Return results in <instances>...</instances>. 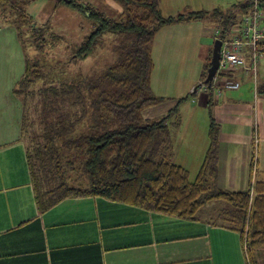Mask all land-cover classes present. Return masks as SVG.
<instances>
[{"label": "trees", "instance_id": "16d2710c", "mask_svg": "<svg viewBox=\"0 0 264 264\" xmlns=\"http://www.w3.org/2000/svg\"><path fill=\"white\" fill-rule=\"evenodd\" d=\"M117 1L125 7L117 19L108 18L100 9L80 0H70L68 4L93 22L92 32L76 49L75 58L87 60L104 47L116 58L102 73L85 78L84 88H75V109L67 111L66 119L45 118L40 122V133L34 138L27 132L29 167L43 209L66 198L100 196L152 213L193 221L200 219L207 205L215 203L220 206L216 221L221 227L240 234L248 264H255L256 251L264 249L263 175L258 178L253 165L252 181L249 180L246 190L229 191L219 187L218 127L211 118L210 145L192 181L189 170L173 162V133L180 128L179 104L186 98L179 100L166 115L156 119L144 117L148 108L165 101L154 95L151 86L157 34L170 25L209 19L219 26L218 39H231L241 21L252 15L254 0L233 4L226 10L168 17L163 15L161 0ZM257 1L264 10V0ZM25 5V0H0V21L17 30L28 51L26 72L14 93L29 100L43 95L37 91V84L44 72L39 60L32 61L29 48L44 53L48 41L47 28L33 25ZM262 46L264 40L259 47ZM236 71L239 70L219 75L232 80ZM256 87L257 94L264 95V84L257 83ZM66 90H71V84ZM86 101L93 118H85ZM82 125L92 133L76 134ZM76 174L87 178L86 185L76 181Z\"/></svg>", "mask_w": 264, "mask_h": 264}, {"label": "crops", "instance_id": "0c3cea01", "mask_svg": "<svg viewBox=\"0 0 264 264\" xmlns=\"http://www.w3.org/2000/svg\"><path fill=\"white\" fill-rule=\"evenodd\" d=\"M237 2L243 0H223L222 7L216 0H195L186 10L212 12ZM210 21L163 28V47L173 31L208 48L210 37L219 29L218 25L212 29ZM204 55L195 69L197 78L186 85V94L208 73L210 50ZM27 57L17 30L0 21V264H248L240 234L214 219L169 217L100 196L66 198L43 209L29 167L27 143L29 134L34 138L41 130L29 122V100L14 93L26 72ZM231 78L240 83L238 90L225 89L219 83L217 88L192 92L191 104L184 108L190 114L180 116V135L177 130L173 133V162L188 169L190 175L198 174L210 145V119L215 120L218 185L222 189L250 180L252 166H260V141L264 158V95L257 94L254 81L239 71ZM259 79L263 85L264 60ZM171 100L167 113L181 99ZM160 104L151 107L148 119L164 115L157 114ZM218 140L239 144V150L231 155ZM219 207L212 204L203 213L210 211L216 217Z\"/></svg>", "mask_w": 264, "mask_h": 264}, {"label": "rangeland", "instance_id": "374dc122", "mask_svg": "<svg viewBox=\"0 0 264 264\" xmlns=\"http://www.w3.org/2000/svg\"><path fill=\"white\" fill-rule=\"evenodd\" d=\"M220 4L223 0H216ZM26 5L24 9L32 17L33 25L37 24L38 27H46L45 30L46 39L48 41L44 53L38 52L34 47L29 48L32 61L39 60L43 66V78L37 84V91L42 96H33L29 98L28 104V118L32 125H37L40 128V122L45 118L49 121H60L67 118V111L75 109L74 96L75 88L78 86H85V78L94 76L96 73H102L106 68L113 63L116 56L112 55V52L107 47L101 48L87 60L79 61L75 58V52L78 47L82 45V42L89 37L93 29V22L86 17L83 13L78 12L73 7L69 6L66 2H58L57 0H25ZM82 4H91L94 7L101 10L108 18L117 19L125 12L124 5L117 0H80ZM195 0H161V8L163 15L176 16L178 14H187L186 5H195ZM238 3V2H237ZM242 3H245L243 0ZM226 10V8H223ZM211 28L214 29L216 23L210 21ZM165 28V27H164ZM172 31V29H171ZM157 34L155 52H154V64L155 67L152 72L151 86L155 96L167 97L163 104H160V109L157 114H166L165 110L171 105V98L178 97L183 99L186 95V100L181 102L179 106V115L186 118L189 116V111L184 109L191 104L193 90H190L189 94L186 89V85L190 84L192 79L197 78L196 68L202 60L206 49L210 50V55L207 60L209 64L211 62L216 36H211L208 41V48L205 45H200L196 39H186L181 32H173L169 34L170 38L163 47V33ZM172 35V36H171ZM155 43V42H154ZM202 53H201V51ZM205 56V55H204ZM207 68V66H206ZM74 81V82H73ZM77 81V82H75ZM71 84V90L67 91L66 87ZM53 85V87H52ZM51 86V88H49ZM79 88V87H78ZM196 88V86L194 87ZM207 94V93H205ZM192 96V97H191ZM87 115L85 118H93L90 115V106L86 101ZM153 108V107H152ZM145 117L149 118L150 110ZM147 110L145 112H147ZM186 123V122H185ZM183 124L181 123L180 126ZM76 134L84 136L85 133H92L91 129L86 125H82ZM179 132L180 128L175 129ZM184 130V129H182ZM186 130V127H185ZM184 130V131H185ZM88 135V134H86ZM175 137V134H174ZM259 153L257 158L259 159L260 166H256V172L264 177V158L262 156L263 141L261 142ZM218 144L221 148H227L232 155L237 148L239 150V144L223 143L218 140ZM226 144L228 147H226ZM262 146V147H261ZM198 173V172H197ZM78 176V174H76ZM75 177V176H74ZM197 177V174L191 175V180ZM87 178L84 175H79L76 181L85 183ZM242 181V180H241ZM252 181V180H250ZM249 181L246 185L240 183L239 185L232 187L224 186L225 190L229 191H243L248 188ZM86 185V183H85ZM243 189V190H240ZM211 203L207 205L211 206ZM206 206V207H207ZM216 217L211 216L210 211L200 213V217L204 220L214 219ZM239 234V233H238ZM255 264H264V249H259L255 253Z\"/></svg>", "mask_w": 264, "mask_h": 264}, {"label": "built area", "instance_id": "2783aa9c", "mask_svg": "<svg viewBox=\"0 0 264 264\" xmlns=\"http://www.w3.org/2000/svg\"><path fill=\"white\" fill-rule=\"evenodd\" d=\"M252 15L244 18L241 25L231 39L222 41L219 67L216 75L209 84L202 83L193 89V92L207 91L217 88L219 83L225 89L238 90L240 83L221 77L219 74L229 70H239L246 76L251 77L255 85L258 83L260 66L264 59V48L259 47L264 40V10L262 4L254 0ZM250 6L252 5L249 4ZM219 29L215 31L219 36ZM256 87V86H255ZM257 89V87H256ZM258 144V139L255 140Z\"/></svg>", "mask_w": 264, "mask_h": 264}, {"label": "water", "instance_id": "95a60500", "mask_svg": "<svg viewBox=\"0 0 264 264\" xmlns=\"http://www.w3.org/2000/svg\"><path fill=\"white\" fill-rule=\"evenodd\" d=\"M57 1L58 2L65 1L67 4L70 3V0H57ZM221 45H222L221 40H216L212 58H211V66L208 69L207 78L204 82L205 84H209L217 73V70L219 67V61H220Z\"/></svg>", "mask_w": 264, "mask_h": 264}, {"label": "bare ground", "instance_id": "6f19581e", "mask_svg": "<svg viewBox=\"0 0 264 264\" xmlns=\"http://www.w3.org/2000/svg\"><path fill=\"white\" fill-rule=\"evenodd\" d=\"M249 5V4H248ZM222 42V41H221ZM221 47H222V45H221ZM202 83H199L196 87H198V86H200Z\"/></svg>", "mask_w": 264, "mask_h": 264}, {"label": "clouds", "instance_id": "9594fccd", "mask_svg": "<svg viewBox=\"0 0 264 264\" xmlns=\"http://www.w3.org/2000/svg\"><path fill=\"white\" fill-rule=\"evenodd\" d=\"M219 40V39H218Z\"/></svg>", "mask_w": 264, "mask_h": 264}]
</instances>
